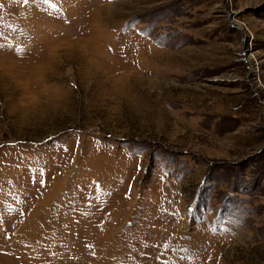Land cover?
<instances>
[{
  "label": "rangeland",
  "instance_id": "1",
  "mask_svg": "<svg viewBox=\"0 0 264 264\" xmlns=\"http://www.w3.org/2000/svg\"><path fill=\"white\" fill-rule=\"evenodd\" d=\"M0 264H264V0H0Z\"/></svg>",
  "mask_w": 264,
  "mask_h": 264
}]
</instances>
